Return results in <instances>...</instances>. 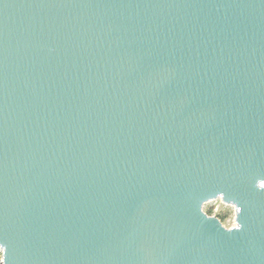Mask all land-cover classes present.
<instances>
[{
    "label": "water",
    "instance_id": "95a60500",
    "mask_svg": "<svg viewBox=\"0 0 264 264\" xmlns=\"http://www.w3.org/2000/svg\"><path fill=\"white\" fill-rule=\"evenodd\" d=\"M261 184L264 0H0L5 264H264Z\"/></svg>",
    "mask_w": 264,
    "mask_h": 264
},
{
    "label": "rangeland",
    "instance_id": "374dc122",
    "mask_svg": "<svg viewBox=\"0 0 264 264\" xmlns=\"http://www.w3.org/2000/svg\"><path fill=\"white\" fill-rule=\"evenodd\" d=\"M219 207V210L216 211V208L215 207ZM204 211L209 215H217V217L220 218L222 224L225 226V227H230L233 223H234V217H235V212L234 210L229 207L228 205L227 206H218L217 205H214V204H207L204 206Z\"/></svg>",
    "mask_w": 264,
    "mask_h": 264
},
{
    "label": "built area",
    "instance_id": "2783aa9c",
    "mask_svg": "<svg viewBox=\"0 0 264 264\" xmlns=\"http://www.w3.org/2000/svg\"><path fill=\"white\" fill-rule=\"evenodd\" d=\"M207 204H214V205H217L218 204V206H229V207H231L233 210H234V212H235V217H234V223L230 226V227H225L223 224H222V222H221V220H220V218L219 217H217V215L215 214V215H211V217H214V218H216L219 222H220V224L222 225V226H224L225 228H227V229H234V228H236L237 227V220H236V218H237V208H236V206L234 205V204H230V203H227V202H225L223 199H222V197H219V198H216V199H214V200H212V201H209V202H207V203H205L204 205H203V211H204V206L205 205H207ZM216 208V211H218L219 210V207H215ZM205 212V211H204ZM206 213V212H205ZM207 214V213H206ZM208 215V214H207ZM3 255L5 256V249H4V251H3Z\"/></svg>",
    "mask_w": 264,
    "mask_h": 264
},
{
    "label": "snow or ice",
    "instance_id": "6c2138e0",
    "mask_svg": "<svg viewBox=\"0 0 264 264\" xmlns=\"http://www.w3.org/2000/svg\"><path fill=\"white\" fill-rule=\"evenodd\" d=\"M260 187H261L262 189H264V184H261ZM218 190H220V191H225V194H226V195H229V194H230V193H228L224 188H220V189H218ZM241 207L243 208V205H241ZM4 249H5V245H4L3 241L0 240V264H5L6 257L3 255V251H4Z\"/></svg>",
    "mask_w": 264,
    "mask_h": 264
}]
</instances>
